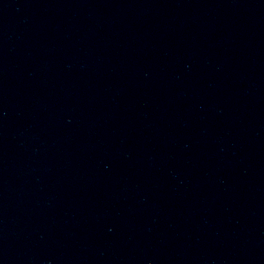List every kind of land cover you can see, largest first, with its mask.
Instances as JSON below:
<instances>
[{
  "label": "water",
  "instance_id": "95a60500",
  "mask_svg": "<svg viewBox=\"0 0 264 264\" xmlns=\"http://www.w3.org/2000/svg\"><path fill=\"white\" fill-rule=\"evenodd\" d=\"M0 264H264V0H0Z\"/></svg>",
  "mask_w": 264,
  "mask_h": 264
}]
</instances>
